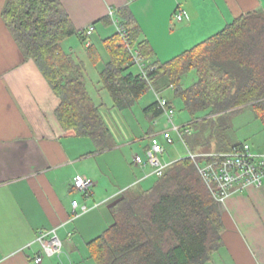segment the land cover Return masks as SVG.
<instances>
[{"label":"trees","instance_id":"1","mask_svg":"<svg viewBox=\"0 0 264 264\" xmlns=\"http://www.w3.org/2000/svg\"><path fill=\"white\" fill-rule=\"evenodd\" d=\"M127 9L123 8L126 17ZM1 15L24 56L34 60L60 98L55 115L62 128L90 138L97 149L109 148L110 129L100 105L86 88L85 61L76 59L61 45L63 40L77 35L88 59L95 63L100 59L91 42L93 31L87 35L86 28L76 30L60 0H5ZM117 18L127 28L130 43L154 68H148L146 76L138 70L133 72L131 52L116 29L105 38L107 61L99 76L114 106H130L152 89L173 108L172 100L161 94L172 88L191 117L190 123L183 124L190 129L184 134L189 135L188 151L228 152L243 143L252 150L248 142H229L226 132L232 116L247 107L264 125V12L253 10L234 17L218 32L164 62L153 60V49L146 39L137 41L139 31L130 26L132 19ZM110 19L109 16L107 21L113 23ZM191 71L196 77L187 81L185 76ZM143 111L152 117L163 114L157 99ZM209 124L213 126L209 135L215 134L218 139L213 149L199 145L201 136L195 129L202 131ZM145 134L149 140L151 134L158 133L149 128ZM198 147L204 149L195 150ZM155 177L150 187H129L111 204L113 222L87 242L88 255L80 263L211 261L223 245V223L218 203L193 160L184 156L171 161L163 174Z\"/></svg>","mask_w":264,"mask_h":264},{"label":"crops","instance_id":"2","mask_svg":"<svg viewBox=\"0 0 264 264\" xmlns=\"http://www.w3.org/2000/svg\"><path fill=\"white\" fill-rule=\"evenodd\" d=\"M60 1L74 28L82 31L93 24L91 35L96 33L102 43L101 54L91 40L100 60L89 61L95 67L101 63L96 69L98 85L89 82L92 93L86 82L100 112L107 95L99 76L107 61L103 40L115 31L114 24L107 21L109 10L114 11V17L132 19L130 26L139 31L137 41L146 39L153 49V60L158 62L213 35L234 17L253 10L264 12V0ZM4 3L0 0V264H82L88 255L87 242L111 224V204L125 189L142 188L141 182L152 176L151 170L135 165L132 157L140 152L128 149L131 140L112 139L111 130V146L97 149L90 138L62 128L55 115L60 98L34 60L26 58L15 42L1 15ZM125 7L128 17L123 13ZM178 10L185 12L181 21L174 15ZM158 31L167 37L158 39ZM85 70L87 81L86 66ZM109 97L107 106L123 110L143 96L122 108L114 106ZM148 104L141 107L139 118L153 119L155 124L158 116L143 111ZM77 175L92 181L88 196L71 187ZM72 200L78 202L76 216ZM82 206L87 211L82 213ZM218 208L223 245L207 264H264V182L231 193ZM51 228H56L63 242L62 251L43 256L36 263L34 257L41 251L34 241L37 232Z\"/></svg>","mask_w":264,"mask_h":264},{"label":"built area","instance_id":"3","mask_svg":"<svg viewBox=\"0 0 264 264\" xmlns=\"http://www.w3.org/2000/svg\"><path fill=\"white\" fill-rule=\"evenodd\" d=\"M113 12V10H109L116 31L131 52L132 62L137 70L146 76L147 69H153L154 66L149 65L148 60L130 43L127 38V28L120 23L117 17L113 16ZM174 15L177 21L185 18L183 10L176 11ZM93 29V26L89 25L85 29V33L89 35ZM155 96L170 127L161 130L158 134H151L148 145L144 149V156L135 153L132 162L140 167H149L151 174L161 176L169 164L162 160V156L165 153L166 145L174 142L172 132L183 139L184 134L189 133L190 129L184 125L174 124L172 119L174 109L165 98H160L158 93L155 92ZM186 156L193 160L202 180L218 203L224 202L233 192L243 191L251 186L259 187L264 182V153L253 152L247 143L236 145L228 152L188 151ZM91 184L92 181L89 178L77 175L73 178L71 187L88 196ZM77 205V200H72L73 216L78 215L75 211ZM81 210L83 213L87 211V207L82 206ZM34 241L41 247L40 253L34 257L36 263H39L43 256L59 255L62 251L63 242L58 236L56 228L39 230Z\"/></svg>","mask_w":264,"mask_h":264},{"label":"rangeland","instance_id":"4","mask_svg":"<svg viewBox=\"0 0 264 264\" xmlns=\"http://www.w3.org/2000/svg\"><path fill=\"white\" fill-rule=\"evenodd\" d=\"M155 32V30H154ZM158 39H160L163 35L162 32L158 31L157 35H155ZM167 37V36H165ZM91 40L96 44L98 50L102 54V43H100V40H98V35L95 33L91 36ZM62 48L66 51L72 50L73 56L76 59H83L86 62V68L89 73L87 78V88L92 93L93 92V85L89 83L90 81L93 82L95 85L97 84V81L99 80L97 71V66L93 65L89 59L88 55L86 53V49L82 42L74 35L68 37L67 39L63 40ZM133 72H137V67L133 65L131 68ZM196 73L194 71L189 72L185 78L187 81H191L195 79ZM105 95L103 97V102H105V106H102L103 109L101 110V113L103 115L104 120L109 125V128L112 132V139L118 140L119 138L124 140H131V145L128 147L132 148L133 151H138L144 156V147L148 143V138L144 137L145 132L152 128L154 131L162 130L170 127V124L167 123V118L164 114H161L158 116V118L155 120L156 123H153V119H140L139 114L142 115L141 107L143 105H146V103H150L153 101H156V96L154 94V91L152 89L147 90L141 99H139L135 105H133L131 108L119 110L115 107L111 108L109 106L111 99L109 97L108 92L105 90ZM163 96L167 97L168 99L172 100L174 113L172 116L173 122L176 125H183L188 124L191 121L190 114L188 111L184 108L182 101L174 96V91L172 89H166L161 93ZM107 103L108 106H107ZM144 118V117H143ZM139 121L140 125L137 123ZM197 125H200V122L196 123ZM201 122V127H202ZM211 129H210V126ZM208 127H204L202 131L200 132L196 129V133H198L199 137L201 136L199 145H204L207 149H213L216 148V145H218L217 137L215 134H212L211 136L210 131L212 130V125L209 124ZM231 127L226 132V137L228 138L229 142H248L251 145V148L253 151L256 152H264V125L260 118L256 117L254 112L251 108H244L241 111L234 114L230 120ZM206 128V129H205ZM194 129V128H193ZM174 142L173 144L166 145L165 147V153L162 156V160L165 161L166 159H171L177 157L176 159H179L181 157H184L187 155V152L189 149L188 143V136H184V140L179 139V137L172 132ZM210 136V137H209ZM217 143V144H216ZM204 148H196L195 150H202ZM173 161V160H172ZM155 176L149 177L144 182H141L142 188H148L150 187L153 182L155 181ZM140 186H135L134 189H138ZM78 193V192H77ZM113 218L110 220L109 223H112ZM69 264V263H67Z\"/></svg>","mask_w":264,"mask_h":264}]
</instances>
